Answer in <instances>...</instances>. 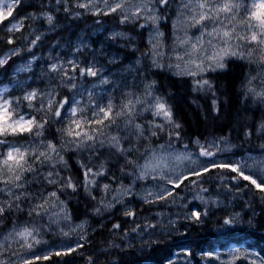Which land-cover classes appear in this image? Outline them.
I'll use <instances>...</instances> for the list:
<instances>
[{
    "label": "snow or ice",
    "instance_id": "snow-or-ice-1",
    "mask_svg": "<svg viewBox=\"0 0 264 264\" xmlns=\"http://www.w3.org/2000/svg\"><path fill=\"white\" fill-rule=\"evenodd\" d=\"M0 264H264V0H0Z\"/></svg>",
    "mask_w": 264,
    "mask_h": 264
}]
</instances>
